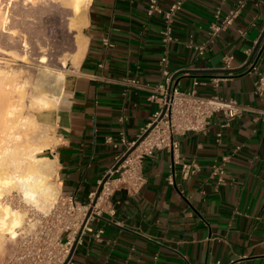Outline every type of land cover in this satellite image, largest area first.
<instances>
[{
	"label": "crops",
	"instance_id": "obj_1",
	"mask_svg": "<svg viewBox=\"0 0 264 264\" xmlns=\"http://www.w3.org/2000/svg\"><path fill=\"white\" fill-rule=\"evenodd\" d=\"M180 1L173 40L163 41L162 14H146L148 0H87L83 53L68 81V94L54 116L55 186L86 202L124 151L160 109L159 85L180 72L178 86L194 79L204 96L217 93L242 107L225 124L214 113L207 131L181 138L180 158L198 168L183 178L167 150L142 161L145 184L136 192L117 190L84 232L72 264H264V98L254 92L256 75L244 68L264 30V0H242L233 24L210 40L209 26L241 0ZM84 17V16H83ZM85 38V39H84ZM189 44L203 45L199 55ZM166 55L167 63L160 59ZM231 55V72H220ZM264 73V38L256 52ZM218 78L214 90L211 78ZM222 165L221 185L210 176Z\"/></svg>",
	"mask_w": 264,
	"mask_h": 264
},
{
	"label": "built area",
	"instance_id": "obj_2",
	"mask_svg": "<svg viewBox=\"0 0 264 264\" xmlns=\"http://www.w3.org/2000/svg\"><path fill=\"white\" fill-rule=\"evenodd\" d=\"M180 5L181 2L177 1L163 8L159 0H148L146 14L163 15L165 28L161 33L166 43L173 40L172 24ZM242 6L241 0L235 8L229 9L222 16L219 11L216 12L215 21L209 26L210 40L231 27ZM189 46L199 55L204 54L203 45ZM247 54L246 68L249 73L256 75L253 83L254 92L264 98V73L259 69L256 53L253 55V51L250 50ZM232 59L231 55L225 56L220 69H230ZM167 60V56L164 55L160 62L166 64ZM163 73L165 84L158 86L162 93L160 109L153 114L151 122L135 141L121 139L124 151L117 161L128 150L131 149V152L115 170L111 168L108 171V178L103 182L98 195L96 196V191L91 192L86 202H80L73 193H61L47 212H31L22 233L17 238L12 254L2 264H72L68 256L73 244L84 232H93L89 224L104 211L105 206L109 205L110 211H113L114 193L120 188L136 192L145 184L142 174V161L145 156L152 155L156 150H167L172 155L173 163L179 165L181 176L186 179L198 166L181 160L179 153L181 138L188 133L207 131L209 120L214 113H221L225 124H228L243 112V107L234 99H224L217 93L202 95L197 88L201 82L197 79L193 80L190 88L181 89L178 82L175 84V79L171 81L172 76L165 69ZM211 83L215 90L218 78L212 77ZM210 176L216 180L217 185L223 184L224 167L222 165L214 167ZM90 207L92 213L83 225ZM93 233L94 238L100 240L104 231L99 228Z\"/></svg>",
	"mask_w": 264,
	"mask_h": 264
},
{
	"label": "bare ground",
	"instance_id": "obj_3",
	"mask_svg": "<svg viewBox=\"0 0 264 264\" xmlns=\"http://www.w3.org/2000/svg\"><path fill=\"white\" fill-rule=\"evenodd\" d=\"M26 1L34 3L36 0ZM62 1L74 15L82 12L81 7L88 3L87 0ZM5 13L0 8V29L3 32H7L8 19ZM10 33V38H13L14 32ZM83 47L84 42H80L72 56L73 63L77 64ZM11 54L16 55L13 52ZM2 59L8 61L0 56ZM61 85L62 80L57 74L51 73L29 101V108L34 112L23 115L22 109L26 105L22 83L0 73V245L7 239L17 238L18 230L25 221V214L14 209L5 201V197L15 191L25 203L45 210L58 192L50 180L53 162L42 153L53 142L48 130L51 127L50 117L55 114L63 93Z\"/></svg>",
	"mask_w": 264,
	"mask_h": 264
},
{
	"label": "rangeland",
	"instance_id": "obj_4",
	"mask_svg": "<svg viewBox=\"0 0 264 264\" xmlns=\"http://www.w3.org/2000/svg\"><path fill=\"white\" fill-rule=\"evenodd\" d=\"M0 8L1 11L6 12L8 19L7 32L0 29V56L8 59V61L0 60V73L22 83L26 105L22 109L23 115L34 112L29 108V101L51 73L57 74L62 80L63 93L57 111L66 99L68 81L76 65L72 62V56L76 53L78 44L83 42L85 6L81 7L82 12H78L77 15H74L62 0H36L34 3L26 0H0ZM9 31L14 32L13 38H10ZM12 52L16 53V57L11 54ZM55 114L50 117L51 127L48 130L52 137ZM42 154L47 155L46 151ZM50 180L56 182L53 176ZM59 194L58 191L45 210H39L25 203L21 195L15 191L5 197V201L25 214V224L31 212H47ZM23 227L17 234L22 233ZM17 238L7 239L0 245V264L12 254Z\"/></svg>",
	"mask_w": 264,
	"mask_h": 264
},
{
	"label": "water",
	"instance_id": "obj_5",
	"mask_svg": "<svg viewBox=\"0 0 264 264\" xmlns=\"http://www.w3.org/2000/svg\"><path fill=\"white\" fill-rule=\"evenodd\" d=\"M263 38H264V30H263V32H262V34H261V36L259 37V39L257 40V42H256V44H255V46H254V48H253V55L257 52V49L259 48V46H260V44H261V42H262V40H263ZM244 68H246V66H244ZM220 72H231V71H235V70H219ZM179 73L180 72H177L176 74H174V75H172V77H171V81H173L174 79H175V84L178 82V78H176L178 75H179ZM139 142V140L136 142V144ZM135 144V145H136ZM131 152V149L130 150H128L114 165H113V167H112V170H115L116 168H117V166L125 159V157L129 154ZM108 178V174H106L104 177H103V179L101 180V183L99 184V186H98V188H97V190H96V196L98 195V193H99V191H100V189H101V187H102V184H103V182L106 180ZM91 213H92V208L90 207L89 208V210H88V212H87V214H86V217H85V220H84V222H83V225L85 224V222H86V220L88 219V217L91 215ZM93 216H96L95 214H92ZM81 230H82V228H81ZM81 230H80V232H79V235H80V233H81ZM75 245H76V242L73 244V246H72V248H71V251H70V254H69V256H68V259H70L71 258V255H72V253H73V250H74V248H75Z\"/></svg>",
	"mask_w": 264,
	"mask_h": 264
}]
</instances>
